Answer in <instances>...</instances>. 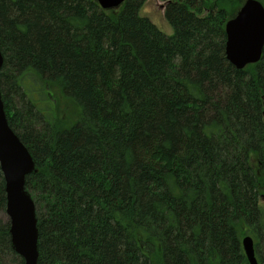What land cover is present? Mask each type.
<instances>
[{"label": "trees", "instance_id": "trees-1", "mask_svg": "<svg viewBox=\"0 0 264 264\" xmlns=\"http://www.w3.org/2000/svg\"><path fill=\"white\" fill-rule=\"evenodd\" d=\"M146 1L0 0L37 262L250 264V235L264 264V50L245 69L226 57L231 0H163L172 35ZM5 187L0 167V212ZM10 229L0 220V264H25Z\"/></svg>", "mask_w": 264, "mask_h": 264}, {"label": "water", "instance_id": "water-1", "mask_svg": "<svg viewBox=\"0 0 264 264\" xmlns=\"http://www.w3.org/2000/svg\"><path fill=\"white\" fill-rule=\"evenodd\" d=\"M126 0H98L101 7L118 9ZM226 57L239 69L256 64L264 50V5L260 0H246L234 18L227 21ZM4 55L0 50V74ZM1 84V77H0ZM0 167L6 182V213L10 218L12 247L25 264H39L36 204L26 189V178L35 170L34 157L7 118L0 88ZM243 248L250 264H258L250 235L244 236Z\"/></svg>", "mask_w": 264, "mask_h": 264}, {"label": "rangeland", "instance_id": "rangeland-1", "mask_svg": "<svg viewBox=\"0 0 264 264\" xmlns=\"http://www.w3.org/2000/svg\"><path fill=\"white\" fill-rule=\"evenodd\" d=\"M225 1V0H223ZM246 0H231L224 2L226 5V8L230 10V12L234 13V15L238 12V9L244 4ZM262 1V0H261ZM165 1L163 0H147L146 3L143 5L141 8V14L143 16H147L148 18L151 19L152 22L158 25V27L168 35L173 34V28L168 23L165 12H164V5ZM55 98H58L55 96ZM57 104L60 106L57 108L58 112L61 113V111L65 108V104L63 103V100L58 98ZM69 114V113H68ZM10 218L8 217L6 211H1L0 212V220L2 224L10 222Z\"/></svg>", "mask_w": 264, "mask_h": 264}]
</instances>
